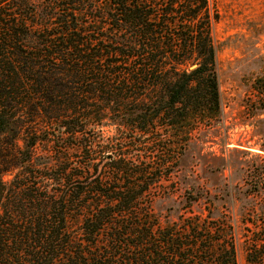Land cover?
<instances>
[{"label":"trees","instance_id":"obj_1","mask_svg":"<svg viewBox=\"0 0 264 264\" xmlns=\"http://www.w3.org/2000/svg\"><path fill=\"white\" fill-rule=\"evenodd\" d=\"M218 19L211 0H0V264H238L229 225L193 210L209 194L167 224L150 205L196 126L223 113ZM108 124L132 134L66 153L63 133ZM260 241L248 264H264Z\"/></svg>","mask_w":264,"mask_h":264},{"label":"rangeland","instance_id":"obj_2","mask_svg":"<svg viewBox=\"0 0 264 264\" xmlns=\"http://www.w3.org/2000/svg\"><path fill=\"white\" fill-rule=\"evenodd\" d=\"M211 1L219 14L213 35L218 48L223 113L210 125L198 124L179 156L176 147L160 150V155L169 151L171 156L167 157L174 159L177 155V159L168 168L170 177L153 189L150 205L167 224L190 215L188 196L209 194L212 204L195 201L194 212L205 216L212 208L214 217L231 228L238 264H248L247 251L255 240L261 239L260 244H264V0ZM131 128L119 124L92 126L78 138L65 132V140L75 146L66 153L83 161L85 152L76 149L81 139L108 144L130 136ZM58 131V127L51 129L48 136L55 138L53 133ZM52 148L57 147L46 140L39 144L37 153L47 156ZM142 148L131 146L126 152L136 158H150L149 153L140 151ZM92 157L106 165L103 151Z\"/></svg>","mask_w":264,"mask_h":264},{"label":"water","instance_id":"obj_3","mask_svg":"<svg viewBox=\"0 0 264 264\" xmlns=\"http://www.w3.org/2000/svg\"><path fill=\"white\" fill-rule=\"evenodd\" d=\"M197 65L196 64H194L193 66H192V68H194V67H196Z\"/></svg>","mask_w":264,"mask_h":264}]
</instances>
